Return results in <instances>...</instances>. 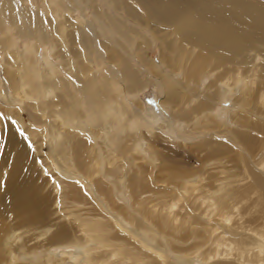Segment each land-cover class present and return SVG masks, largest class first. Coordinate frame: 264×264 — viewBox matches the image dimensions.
Wrapping results in <instances>:
<instances>
[{
	"label": "bare ground",
	"instance_id": "obj_1",
	"mask_svg": "<svg viewBox=\"0 0 264 264\" xmlns=\"http://www.w3.org/2000/svg\"><path fill=\"white\" fill-rule=\"evenodd\" d=\"M0 57V264H264V0H0Z\"/></svg>",
	"mask_w": 264,
	"mask_h": 264
},
{
	"label": "rangeland",
	"instance_id": "obj_2",
	"mask_svg": "<svg viewBox=\"0 0 264 264\" xmlns=\"http://www.w3.org/2000/svg\"><path fill=\"white\" fill-rule=\"evenodd\" d=\"M30 6H33V3L30 2L29 4ZM22 44V43H20ZM1 58V57H0ZM140 98L142 99V102L145 104L146 107H151L154 105L155 101H156V95H155V91L153 89H146L144 91L143 94L140 95ZM25 119L27 120V122H29V120L27 119V117H25Z\"/></svg>",
	"mask_w": 264,
	"mask_h": 264
},
{
	"label": "snow or ice",
	"instance_id": "obj_3",
	"mask_svg": "<svg viewBox=\"0 0 264 264\" xmlns=\"http://www.w3.org/2000/svg\"><path fill=\"white\" fill-rule=\"evenodd\" d=\"M0 119H6V117H4L2 114H0ZM13 124H15L16 122L15 121H12ZM16 132L19 133V135L21 137H24V139L27 141L28 140V137L26 136L25 134V131L22 129V128H19L17 127L16 128ZM28 147L31 148L32 145H31V142L28 143Z\"/></svg>",
	"mask_w": 264,
	"mask_h": 264
}]
</instances>
